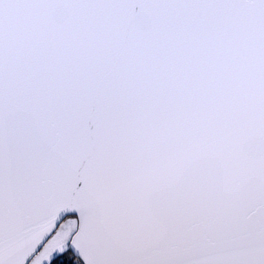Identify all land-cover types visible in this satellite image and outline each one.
I'll list each match as a JSON object with an SVG mask.
<instances>
[{"label": "snow or ice", "instance_id": "snow-or-ice-1", "mask_svg": "<svg viewBox=\"0 0 264 264\" xmlns=\"http://www.w3.org/2000/svg\"><path fill=\"white\" fill-rule=\"evenodd\" d=\"M0 264H264V0H0Z\"/></svg>", "mask_w": 264, "mask_h": 264}]
</instances>
